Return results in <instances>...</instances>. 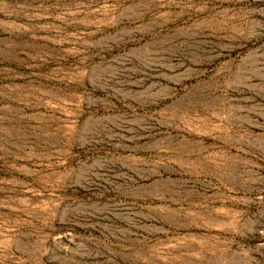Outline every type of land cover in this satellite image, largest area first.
<instances>
[{
    "label": "rangeland",
    "instance_id": "374dc122",
    "mask_svg": "<svg viewBox=\"0 0 264 264\" xmlns=\"http://www.w3.org/2000/svg\"><path fill=\"white\" fill-rule=\"evenodd\" d=\"M0 264H264V0H0Z\"/></svg>",
    "mask_w": 264,
    "mask_h": 264
}]
</instances>
